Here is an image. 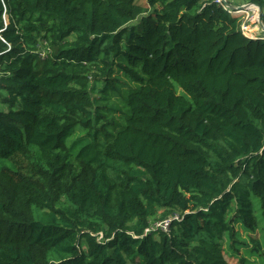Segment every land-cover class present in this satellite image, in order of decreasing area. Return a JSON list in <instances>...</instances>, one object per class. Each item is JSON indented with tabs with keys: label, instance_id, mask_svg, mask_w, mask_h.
<instances>
[{
	"label": "trees",
	"instance_id": "trees-1",
	"mask_svg": "<svg viewBox=\"0 0 264 264\" xmlns=\"http://www.w3.org/2000/svg\"><path fill=\"white\" fill-rule=\"evenodd\" d=\"M242 23L0 0V264H264V34Z\"/></svg>",
	"mask_w": 264,
	"mask_h": 264
},
{
	"label": "rangeland",
	"instance_id": "rangeland-1",
	"mask_svg": "<svg viewBox=\"0 0 264 264\" xmlns=\"http://www.w3.org/2000/svg\"><path fill=\"white\" fill-rule=\"evenodd\" d=\"M227 1H229L230 3H232V4H234V5H241L240 3H239V1L240 0H227ZM247 3H249V2H245V4H247ZM253 7V8H252ZM251 7V9L250 10H248V12L247 13H241V14H239V15H242V19L244 20V22L246 21V22H250V20H251V28L250 29H247L246 30V33H247V35H249L250 36V38H253L252 36H254V34H264V31H259V30H257V25L255 24V22L256 21H258V18H257V7L256 6H252ZM240 10H243V12H245L246 10H244V9H240ZM244 14H246L245 16H244ZM5 19L6 20H8V16L7 15H5ZM256 32V33H255ZM137 69H138V71L141 73V74H143V72H142V69H141V66H138L137 67ZM117 75H118V77H119V81H122V78H126L124 75H122V74H119L118 72H117ZM131 82V81H130ZM131 88L132 89H135V88H137L138 87V83H136V82H131ZM124 95L126 96L127 95V91L124 93ZM98 96V95H97ZM121 97H122V95H114V96H112L111 97V100H121ZM124 101L126 102V99L124 98ZM122 110H124V111H126V103H125V108H121ZM114 114L115 115H117V116H119V117H121V116H123L124 117V115H123V113H121L120 111H118V110H115V112H114ZM125 123V122H124ZM124 123H122V121L119 123V127L117 128V130L118 129H120L122 126H123V124ZM237 264H240V262H238Z\"/></svg>",
	"mask_w": 264,
	"mask_h": 264
},
{
	"label": "built area",
	"instance_id": "built-area-1",
	"mask_svg": "<svg viewBox=\"0 0 264 264\" xmlns=\"http://www.w3.org/2000/svg\"><path fill=\"white\" fill-rule=\"evenodd\" d=\"M224 9H226V10H228L231 14H234V15H239V14H241V13H247L248 12V10H246L245 12H243V10L241 11V10H238V8H237V10H232L227 4H226V1L227 0H216ZM245 3H243V4H241V5H244ZM239 6V5H238ZM238 11H240V12H238ZM246 14H244V16H245ZM255 24L257 25V30H259V31H261L262 29H261V27L259 26V24H258V21H256L255 22ZM251 28V20H250V22H244V20H243V23H242V25H241V30H242V32H243V34L244 35H246L247 37H250L249 35H247V33H246V30L247 29H250ZM256 33V32H255ZM253 38H255V37H259V34H254V36H252ZM174 217H176L177 218V216H174ZM173 217V218H174ZM173 218H170V219H165V220H162V221H160V222H155V224H154V226L153 227H151V228H149V229H155V228H157V226H160L161 228H163V230H165V231H168L169 230V228H170V223H171V221H172V219ZM148 231V230H147Z\"/></svg>",
	"mask_w": 264,
	"mask_h": 264
},
{
	"label": "water",
	"instance_id": "water-1",
	"mask_svg": "<svg viewBox=\"0 0 264 264\" xmlns=\"http://www.w3.org/2000/svg\"><path fill=\"white\" fill-rule=\"evenodd\" d=\"M226 4L232 9V10H237L240 8H244V10H250L252 6H256L257 7V18H258V24L259 26L263 29L264 31V22L262 20V12H263V8L259 5V4H255V3H247L244 5H234L228 1H226Z\"/></svg>",
	"mask_w": 264,
	"mask_h": 264
},
{
	"label": "crops",
	"instance_id": "crops-1",
	"mask_svg": "<svg viewBox=\"0 0 264 264\" xmlns=\"http://www.w3.org/2000/svg\"><path fill=\"white\" fill-rule=\"evenodd\" d=\"M246 1H247V0H240L239 3H240V4H243V3H245ZM228 2H229V1H228Z\"/></svg>",
	"mask_w": 264,
	"mask_h": 264
},
{
	"label": "bare ground",
	"instance_id": "bare-ground-1",
	"mask_svg": "<svg viewBox=\"0 0 264 264\" xmlns=\"http://www.w3.org/2000/svg\"><path fill=\"white\" fill-rule=\"evenodd\" d=\"M253 8V7H252ZM240 9H244V8H240ZM240 9H238V10H240ZM242 11V10H241ZM238 12H240V11H238Z\"/></svg>",
	"mask_w": 264,
	"mask_h": 264
}]
</instances>
